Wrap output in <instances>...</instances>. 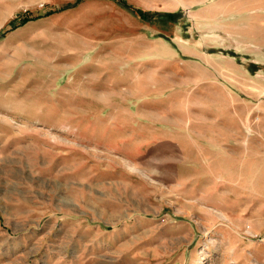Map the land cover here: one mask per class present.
Instances as JSON below:
<instances>
[{
	"label": "rangeland",
	"instance_id": "rangeland-1",
	"mask_svg": "<svg viewBox=\"0 0 264 264\" xmlns=\"http://www.w3.org/2000/svg\"><path fill=\"white\" fill-rule=\"evenodd\" d=\"M0 264H264V0H0Z\"/></svg>",
	"mask_w": 264,
	"mask_h": 264
},
{
	"label": "trees",
	"instance_id": "trees-1",
	"mask_svg": "<svg viewBox=\"0 0 264 264\" xmlns=\"http://www.w3.org/2000/svg\"><path fill=\"white\" fill-rule=\"evenodd\" d=\"M125 8L130 10L133 15L137 16L141 20H151V19H153L156 16H163L167 20L175 22L176 19L179 17L178 13H163V14L150 13V12H147V11H143L141 9H137V8L131 7L129 5H125ZM52 13H53L52 11H48L43 16H49ZM37 18H40V17L30 18V17H26L25 16V17H22L20 19H15V20L11 21L9 23L10 28L8 30L2 32L1 37H3L7 32L12 31V30H14V29H16L18 27H21V26L25 25L26 23H28V22H30L32 20H35Z\"/></svg>",
	"mask_w": 264,
	"mask_h": 264
}]
</instances>
